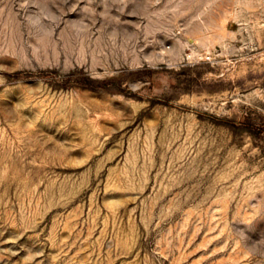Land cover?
Here are the masks:
<instances>
[{"label":"rangeland","instance_id":"374dc122","mask_svg":"<svg viewBox=\"0 0 264 264\" xmlns=\"http://www.w3.org/2000/svg\"><path fill=\"white\" fill-rule=\"evenodd\" d=\"M0 264H264V0H0Z\"/></svg>","mask_w":264,"mask_h":264}]
</instances>
